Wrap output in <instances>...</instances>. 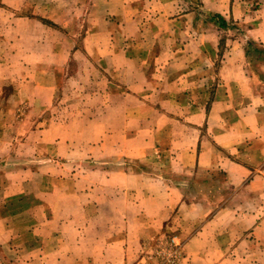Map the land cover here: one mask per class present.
Returning <instances> with one entry per match:
<instances>
[{
	"label": "rangeland",
	"instance_id": "1",
	"mask_svg": "<svg viewBox=\"0 0 264 264\" xmlns=\"http://www.w3.org/2000/svg\"><path fill=\"white\" fill-rule=\"evenodd\" d=\"M130 2L135 4L134 16L121 14L111 4L116 16L108 14L103 20L91 13L89 0L72 1L79 4L67 7L66 13L51 3L44 17L28 14L34 11L30 6L20 7L18 15H0V143L9 158L0 171L10 168L12 183L3 185L8 193L23 190L25 180L30 191L19 194L10 206L14 207L13 202L18 207L37 206L46 199L51 209L45 214L67 221L50 224V230L81 234V250L72 257L84 264L107 259L117 263L120 257L112 250L105 256H87L94 246L104 247V240L122 241L130 264L136 258L139 264H264V196L243 198L237 208L233 204L225 208L233 190L224 183L223 169L214 167L205 174L183 166L172 144L182 137V130L170 121L185 118L188 109L182 106L192 100L184 92L190 87V76L182 78L181 71L190 70L194 76L202 73L199 62L204 55L210 63L204 66L205 72L209 71L211 81H221L223 91L234 87L229 80L236 77V69L226 72L225 83L218 75L224 51L227 57L233 54L236 68L240 62L244 87L264 94V44L254 41L253 50L245 36L250 21L206 11L202 0ZM256 2L243 0V9H254ZM41 3L34 5L35 11L41 10ZM26 18L40 25L26 23ZM126 21L144 33L141 40L146 46L160 31L175 41V50L169 49L158 64L151 58L156 49L147 47L146 74L152 77L140 87L146 105L136 104L131 87L120 83L122 63L107 54L118 41L112 38L110 45L105 35L113 36L118 27L127 30ZM169 24L177 26L175 32ZM2 27L7 30L1 31ZM90 33L99 35L92 44L90 37L86 39ZM208 40L211 46L204 47ZM189 42L199 48L186 49ZM164 43L168 41L161 39L160 44ZM109 55L114 62L103 61ZM124 90L126 94L121 95ZM134 104L135 109H129ZM157 107L162 109L160 116L150 118ZM144 115L146 123L139 127L138 119ZM250 146L252 159L246 160L257 168L260 162L252 154L258 146ZM174 186L179 188L174 201L193 208L177 205L167 210L168 221L158 224L161 200L173 193L168 187ZM41 210L36 209L39 214ZM75 217L83 223L73 224ZM21 258L10 252L3 256L8 264H21Z\"/></svg>",
	"mask_w": 264,
	"mask_h": 264
},
{
	"label": "crops",
	"instance_id": "2",
	"mask_svg": "<svg viewBox=\"0 0 264 264\" xmlns=\"http://www.w3.org/2000/svg\"><path fill=\"white\" fill-rule=\"evenodd\" d=\"M72 1L74 0H0V15H18V9H20V7L29 8L30 6L34 11L29 12L28 14H41L44 17L51 6V3L56 6V10H61L62 8V13H66V10H68L67 7H72V5L77 6L79 4H72ZM77 1L83 3V1L86 0ZM130 1L137 0H89L88 5L91 9V13L96 17L102 16L103 20L108 14L109 16H116V14L111 11V4L116 7V9L121 10V14H133L134 16V10H136L135 4ZM255 1L257 2L254 9H243V0H202L206 11V8H208L209 11L216 12L221 16L228 15L232 17L233 20L239 19L244 23L250 21L251 26L245 35L247 40L264 44V0ZM37 3H41L42 5L41 10H38V12L35 11L34 6ZM28 21H30L32 25L35 24V22L38 23L34 18L32 20L26 18L25 22L27 23ZM171 21L173 20L171 19ZM10 22L13 24L15 20L11 19ZM162 22L164 21L162 20ZM2 23L3 20H0V24ZM167 23L168 21L165 22V26H168ZM132 24V21H126L127 30L118 27L117 30L119 32H115L113 36H110V34L105 36L108 40V44H110L112 38L117 39L118 43L110 44V50L107 51V54L110 52V55H113V58H117L114 59L115 62L122 63L118 72L122 80L120 83L131 87L133 93L130 95H133L135 98L134 101L140 106L142 104L146 105V102L143 99L145 91L141 90L140 87L145 85L144 81L146 79L152 77V74H146L147 70L145 66L150 60V58L147 57V47L151 48L152 46V49H156L154 56L151 58H153L155 64H158L159 61L162 62L165 56L169 54V49H171V51L175 50V41L170 42L165 37L166 32L163 34L162 31H160V34L155 36L152 44L146 46L141 40V37H144V33L141 34V32L134 30ZM6 25H8V23ZM169 25H173V31L175 32L177 26L174 24ZM4 30H7V28L2 27L1 31ZM89 30H92V28H89ZM167 30L170 31L171 29H167L166 27V31ZM135 31L136 33H134ZM130 34H133L135 39H131ZM202 35V37H205L206 33H203ZM98 36L90 33L86 36V39L90 37L91 40L89 41L92 44L96 38H99ZM157 39L158 43L156 42ZM161 39H163L164 42L167 40L168 43H164L165 45L163 46L160 44ZM169 44L170 48L168 46ZM208 44L211 46L210 40H208L203 46H209ZM96 46L97 45H95V47ZM184 47L189 50L199 48L194 46L193 42H189V44L184 45ZM183 52L186 53V50L184 49ZM222 54L224 57L222 58L223 64L218 75L221 76L224 83L227 79V76H225L226 72L230 69H236L235 75L238 79L234 76L229 80L230 83H232V81L234 83L232 85L234 87L231 90L223 91L221 89V81H219L218 78L211 81L209 71L207 70V72H205L206 67L204 66L210 64L206 60L207 57L205 55L202 57L201 62H199L204 68L202 73L198 72L197 75L194 76L195 73L190 70L186 69L183 72L181 71L182 78L190 76V87H188V91L184 92H186L187 96H191L193 101L190 100L191 102L182 106L183 109H188L185 118H180L179 120H173L175 119L173 118L170 120L171 122L180 124L178 127L182 130V137L176 141H172V144H175L174 148L177 150L175 158L180 160V163L186 168L192 167V170L195 171L197 169L198 172L205 174L208 171H212L214 167L215 169H223L224 183L233 190V193L225 203V208L232 206V204L237 208L243 198H253L258 195V197L264 196V170L260 168H264V94L257 92L251 93L247 85L245 88L244 76L241 73L243 68L240 65V62L238 61L239 66L236 68L237 64L233 58L234 56L232 57L233 54H229L228 57L224 51ZM110 55V58L106 56L103 61H106L107 63L114 62ZM123 65L125 66L123 67ZM158 69L160 70L161 68ZM237 69H239V71H237ZM160 73L161 75L158 76L162 78L163 72H159V74ZM237 81H240L242 84ZM211 83L213 84L210 88ZM239 84L242 87H239ZM137 86L139 87L138 89H136ZM125 94L124 90L121 95ZM121 95L119 94L118 96ZM178 96H180V93ZM197 96H200L201 100L194 101V97ZM113 97L115 98V95ZM136 104L129 109H135ZM176 105L178 106V104ZM160 111H162V109H159L158 107L153 111L151 110V113L153 114L149 117L157 119L160 116L158 114ZM146 120V115L140 116L138 119V126L140 127L145 124ZM93 121H95V118H93ZM153 122L154 120H152V123ZM73 141L74 140L70 142ZM156 142L157 141L155 140V143ZM1 144L2 143H0V166H5L8 165L7 160H9V158H7L8 155L3 151V149L6 148L2 147L3 145ZM248 144L252 145L250 147L258 146V152L254 150L255 152L252 154L255 155L256 159L259 161L255 160L260 162V165H257V168H252L250 166L252 164L246 160V158L252 159L248 152ZM227 154H236L235 158L241 156L242 159L231 160V158H228ZM9 173L10 168H3V170L0 171V264L6 263V260L4 259L5 263L3 260L5 252L18 255V257L22 256L20 259L21 264H84L82 263L81 258L77 260L72 257L75 254L77 256V254H79L77 252L81 250L78 249L79 246H82L81 243H83V240L80 237L81 234L78 232H72L68 235L64 231L52 232L50 230V224L61 225L67 221L59 217L57 218L45 214L47 208L51 209L50 203H47L46 199L42 198V204L37 206H29L26 204L23 205V207H18L16 202H13L14 207L10 206L9 202H12L11 200L17 199L19 194L25 195L26 193H30V191H26L25 184L28 182L25 180L23 181L24 183L21 182L23 190L19 191V188L15 189L13 187L14 189H11L8 193V190L6 191L3 185H9L12 183V179H9ZM177 188H175V186L168 187L169 191L173 193ZM75 193H77V191ZM173 193H171L170 196L169 194H166V198H162L161 200L162 209L158 212V214H160V218L157 222L158 224L162 225L164 222L168 221L170 216L167 210L175 208L177 205H179L180 209L184 207L188 209L193 208L192 205L187 206L182 203L177 204L176 201H174V197L177 195ZM74 197L77 198L79 196L78 194H75ZM39 208H42L41 214L36 211V209ZM75 208H77V206ZM122 220L124 221V219ZM107 222L114 223V221L111 220ZM72 223L80 225L83 221H81L80 218L75 217ZM24 225H26V227ZM76 230L77 227L74 231ZM24 240H26L25 243L22 242ZM98 242L99 241H97V244H99ZM101 244L105 246L101 249L98 245L94 246V249L88 251L87 256H105L108 255L107 252L112 250L114 253L117 252L120 257L116 264H130L128 249H126V246L124 247L122 241L104 240ZM67 254L72 258H67ZM91 264L112 263L107 259L99 262L94 260ZM134 264H139L137 258L134 260Z\"/></svg>",
	"mask_w": 264,
	"mask_h": 264
},
{
	"label": "trees",
	"instance_id": "3",
	"mask_svg": "<svg viewBox=\"0 0 264 264\" xmlns=\"http://www.w3.org/2000/svg\"><path fill=\"white\" fill-rule=\"evenodd\" d=\"M252 45H253V41H250V42L248 43V46H251V47H252ZM247 49L249 50V47H247ZM252 49L255 50L254 47H252ZM255 51H256V50H255ZM248 52H249V51H248Z\"/></svg>",
	"mask_w": 264,
	"mask_h": 264
}]
</instances>
